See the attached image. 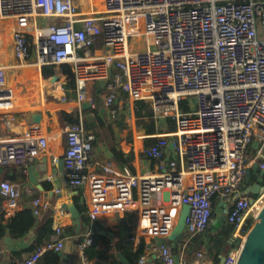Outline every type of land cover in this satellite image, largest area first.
Listing matches in <instances>:
<instances>
[{
    "label": "built area",
    "instance_id": "built-area-1",
    "mask_svg": "<svg viewBox=\"0 0 264 264\" xmlns=\"http://www.w3.org/2000/svg\"><path fill=\"white\" fill-rule=\"evenodd\" d=\"M0 21L10 24L4 45L14 61L0 62L5 128L11 130L15 121V95L7 86L11 67L25 84L30 67L40 73L43 66L69 65L79 104L95 110L94 89H101L112 118L126 113L121 93L153 110L158 133L148 137L156 142L143 154L156 171L144 175L111 161L96 170L95 135L82 120L69 125L63 161L72 172L69 186L89 194L88 220L136 218L139 237L158 241L137 264H150L154 255L159 264H206L202 250L191 263L179 259L168 237L185 205L190 206L181 236L186 241L203 235L221 212L223 222L235 226L224 264H237L248 224L241 234L239 229L264 206V191L255 197L244 191L252 168L264 173V0H0ZM48 150L47 135L34 124L19 139L0 140V168L28 170ZM30 192L1 181L4 215L14 217ZM65 235L56 226L21 264L62 252ZM92 243L89 231L82 252ZM0 264H9L1 250Z\"/></svg>",
    "mask_w": 264,
    "mask_h": 264
},
{
    "label": "crops",
    "instance_id": "crops-1",
    "mask_svg": "<svg viewBox=\"0 0 264 264\" xmlns=\"http://www.w3.org/2000/svg\"><path fill=\"white\" fill-rule=\"evenodd\" d=\"M9 32L10 24L0 21V56H4V59L1 61H6V63H8V60L12 56L7 47L8 45H3L4 36L7 35L9 37ZM8 64L14 65V61ZM9 72L11 73L10 75L8 74V79L16 82L14 88L7 85L13 90L15 95V110L12 113L15 121L12 124L11 130L0 125V140L19 139L28 127L40 124L47 135L49 150L46 155H42L36 159L28 170L13 166L2 168L0 182L8 181L21 184L32 191L21 198L19 211L32 209L37 215L36 226L25 236L14 239L7 233L4 239L0 241V250L3 252L4 260L9 264H21L37 246V230L44 220L49 217V214H51L53 217V230L56 226L61 225L66 232L64 239L65 248L57 254L56 264H108L106 261H99L97 258L93 260L86 258L81 248L84 237L89 231L93 235H100L102 231L108 230L115 233L117 229L125 230L128 227L132 229L130 236L128 235L129 238L123 237L120 239L115 233L119 240L116 245H112L106 237L100 235L101 237L97 239L95 247L96 250L106 253L105 258L114 256L122 264H130L134 254L138 253V256L134 259L135 264H137L138 257L150 250L158 242L157 239L139 237L137 234L138 220L134 217L105 215L96 220L89 221L87 213L93 210L89 194L81 188L69 186L68 182L72 172L66 168L62 174L67 184L65 186L61 180V172L58 168L66 150V131L71 124L70 120L64 116L67 113L72 118L82 120L85 123L86 130L94 135L100 129V125L97 123L98 118L103 120L110 126L114 134L116 148L125 154H128L130 151L134 152V170L132 171L137 175L154 173L156 171L155 162L145 158L143 154L145 148L144 142L148 137L146 131L141 127L139 129L135 127V103L131 102L126 94H120V101L125 103L127 109L126 113H131L130 118L133 121V126L131 127L133 135L131 136L125 129L120 127L121 123L118 121L119 119L110 116L109 110L103 106V103L102 107L98 108L95 101L97 107L95 110H98V114L92 112L93 109L90 106L85 108L84 105L87 103L80 105L76 100L75 92L73 89L68 88L69 82L65 76L60 75L58 68L54 76L45 79L42 75V70L39 73V71L35 70V67H30L28 69V81L25 84H20L21 79L18 82L14 80L15 75H17L15 67H11ZM39 79L44 83H42L41 91L35 95L34 90L30 89V87L34 86V83H31V81ZM96 90L101 91V89H94V96L96 95ZM63 97H65V101L62 100ZM128 107L130 108L128 109ZM89 109L92 111H87ZM126 113L120 114L119 118L124 120V114ZM110 141L111 137L107 134L104 139L97 137L94 142H91L92 163L95 165L96 170H99L100 165L109 161L114 162L118 168H121L114 160L113 152L108 144ZM30 169L34 174V180L37 185L30 180ZM252 169H254V175H250L245 181L244 191L247 187L262 183L263 181L260 171L255 170V167ZM45 203H48V208H44ZM61 211L64 213L60 214ZM12 219L13 217H7L3 214V209L0 210V223L8 225ZM219 220L222 223L224 221V219L220 218ZM219 220L214 221L211 225L213 229L220 226ZM52 236L53 234L50 238ZM203 241H205L204 237L200 239V243ZM170 245L179 259H183L189 263L194 261L196 254L201 250L206 253L208 259L206 264L217 263L212 259L206 241L202 247H198L194 237L187 241L180 237L176 241L171 242ZM45 258L42 257L39 263L49 264V259ZM150 264H159L157 255H154V259Z\"/></svg>",
    "mask_w": 264,
    "mask_h": 264
},
{
    "label": "trees",
    "instance_id": "trees-1",
    "mask_svg": "<svg viewBox=\"0 0 264 264\" xmlns=\"http://www.w3.org/2000/svg\"><path fill=\"white\" fill-rule=\"evenodd\" d=\"M59 69V73L61 76H65L67 81L69 82L68 88H75V76L71 70V67L67 64L61 65L57 67L56 65H48L43 66L42 75L45 79H49L50 77L56 74V69ZM96 89V88H95ZM95 101L99 107H102L100 102V94L101 91H95ZM185 107V106H184ZM186 109V108H185ZM85 112V110H83ZM87 111H92L91 109ZM95 114H98V110H93ZM66 119L70 120L71 124H78L80 120L78 118H72L69 114L64 115ZM135 117L137 120V124L139 127L145 129L147 136H152L158 133V127L156 126L155 120L153 119V110L150 107L149 103L145 101H137L135 103ZM169 130H175V123L172 120H169ZM97 123L100 125L99 132H97L95 137H100V139H104L108 134L111 137V141L109 144L113 155L114 160L118 166L129 167L131 170H134L133 162L135 160V154L133 151H130L128 154L123 153L121 150L116 148V141L114 139V134L110 128L103 120H97ZM85 124V123H84ZM109 131V132H108ZM107 133V134H106ZM156 139L147 137L144 142L145 148H148L154 145ZM250 175H254V169L250 171ZM264 181V178H262ZM264 184V183H263ZM216 204V202H215ZM3 209V205L0 201V210ZM4 214V211H3ZM3 216V215H1ZM2 218V217H1ZM37 224V215L32 209H24L22 211H18L17 214L13 217L8 225H3L0 223V241L4 239L6 234L8 233L12 238L18 239L25 236L29 233ZM132 229L127 228L125 230L117 229L115 233L118 235L120 239L123 237L129 238ZM235 232V226L230 225L226 222H221L218 228L213 229L212 226L208 228V230L200 236L194 237L195 243L198 247H202L203 243L206 241L209 247V253L212 259L215 262L220 260L222 255H225L227 250L235 243V239L233 237ZM38 233V242L37 245H40L50 239V236L54 233L53 230V217L49 214V217L44 220L42 225L37 230ZM129 235V236H128ZM100 235H93V243L91 246L87 247L84 250V254L88 260H93L97 258L99 261H106L108 264H122L116 257L109 256L105 258L106 253L104 251L96 250L95 244ZM205 241L200 243V239L203 238ZM171 243V241H169ZM138 256V253H135L133 258L131 259L130 264H135L134 259ZM49 259V264L57 263V253H47L43 258ZM45 258V259H46ZM41 264V263H39ZM100 264V263H98Z\"/></svg>",
    "mask_w": 264,
    "mask_h": 264
},
{
    "label": "water",
    "instance_id": "water-1",
    "mask_svg": "<svg viewBox=\"0 0 264 264\" xmlns=\"http://www.w3.org/2000/svg\"><path fill=\"white\" fill-rule=\"evenodd\" d=\"M89 104H85L84 107H89ZM37 123V121H35ZM59 171L61 172V180L65 186H67L66 181L63 179V172L65 169L64 161L62 160L58 166ZM255 170H257V165L255 166ZM0 173H2V168H0ZM261 176L264 178V173L260 172ZM30 180L37 185L34 180V174L30 169ZM264 191V185L262 183H257L253 186L247 187L245 192L255 197L260 195ZM190 206L185 205L182 209L180 220L174 229L172 235L168 237V240L171 242L179 239L184 232L187 217L189 214ZM100 235L106 237L112 245H116L118 242V237L112 231H102ZM225 255L220 257V260L216 264H224ZM237 264H264V206L262 210L259 212L256 223L253 225L251 230L248 232L240 259Z\"/></svg>",
    "mask_w": 264,
    "mask_h": 264
},
{
    "label": "rangeland",
    "instance_id": "rangeland-1",
    "mask_svg": "<svg viewBox=\"0 0 264 264\" xmlns=\"http://www.w3.org/2000/svg\"><path fill=\"white\" fill-rule=\"evenodd\" d=\"M99 9H103V4H100V7H99ZM7 35H5L4 36V42H6V40H7ZM144 49H146V48H144ZM157 48L156 47H154V48H152V50H156ZM11 56V55H10ZM13 60V57L11 56L10 57V59L8 60V63H10L11 64V62H13L12 61ZM10 73L11 72H9V73H7V79H8V74L10 75ZM14 80H16L17 82L20 80V78L17 76V75H15V79ZM41 80L39 79V80H33V81H31V83H34V86H32V87H30V89H32V90H34V92H35V95L38 93V92H40L41 91V86H42V83H44V82H40ZM46 83V82H45ZM30 84V83H29ZM7 85L9 86V87H12V88H14L11 84H9L8 83V81H7ZM15 86H16V84H15ZM102 98V99H101ZM100 98V102H101V105H102V101H103V95H102V97ZM125 111H127V110H125ZM130 114L131 113H129V112H127L126 114H124V116H125V119L124 120H122L121 118H119L120 116H118L116 119H119L118 121L121 123L120 124V127L121 128H123V129H125L131 136L133 135L132 134V131H131V127L133 126V121L131 120V118H130ZM134 123H135V127L137 128V129H139L140 127L138 126V124H137V120H136V117H135V120H134ZM167 128H168V126H166ZM256 215H253L252 214V218L250 219V222H249V218H247V219H245L244 220V222H243V224H242V226H241V230H240V234L242 233V230H243V228H245V226L248 224V226H247V228H246V233H248L250 230H251V228L253 227V225L255 224V222H256V219H257V217H255ZM258 216V215H257ZM219 218L220 219H224L225 220V215H223L221 212L219 213V217H215L214 218V221H217V220H219ZM221 220H219V222H220ZM221 223V222H220Z\"/></svg>",
    "mask_w": 264,
    "mask_h": 264
},
{
    "label": "bare ground",
    "instance_id": "bare-ground-1",
    "mask_svg": "<svg viewBox=\"0 0 264 264\" xmlns=\"http://www.w3.org/2000/svg\"><path fill=\"white\" fill-rule=\"evenodd\" d=\"M98 4H99V7H100V4H102V2L100 1V2H98ZM100 10H102V9H100ZM131 42H130V44H133L134 43V41H135V39L134 38H131V40H130ZM4 45V44H3ZM4 47V46H3ZM2 56V55H1ZM0 56V62H1V60L2 59H4V56L3 57H1ZM6 62V61H5ZM8 82H9V84H11L13 87L15 86V84H16V82H14L13 80H11V79H8ZM256 223V222H255ZM240 230H241V227H240V229H239V233H240Z\"/></svg>",
    "mask_w": 264,
    "mask_h": 264
}]
</instances>
